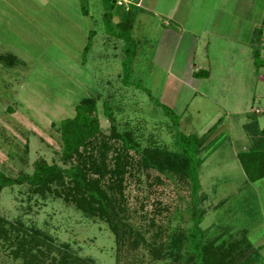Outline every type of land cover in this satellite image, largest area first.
I'll use <instances>...</instances> for the list:
<instances>
[{"label":"rangeland","instance_id":"rangeland-1","mask_svg":"<svg viewBox=\"0 0 264 264\" xmlns=\"http://www.w3.org/2000/svg\"><path fill=\"white\" fill-rule=\"evenodd\" d=\"M9 1L0 8V54L12 52L18 61L7 65L0 60V171L13 178L31 173L38 158L63 165L59 122L73 117L78 101L93 94L100 99L97 117L105 137L91 142L95 158L107 169L114 166L118 142L106 136L122 130L119 122L127 121L144 146L148 138H159L174 148L178 131L201 135L218 121L199 166V226L204 235L225 230L236 239L247 229L248 239L264 257V178L249 182L237 157L264 128V0H157L159 10L175 8L171 17L180 23L164 22L162 29L178 34L174 41L180 42L179 53L193 51L191 62L212 70L208 77L185 76L170 86L165 85L171 77L165 67L150 60L163 45L164 30L155 29V20L142 24L144 31L136 22L126 39H113L102 17L106 0ZM202 7L211 9L203 12ZM111 9L117 19L125 17L123 7L114 3ZM233 21L237 26L231 28ZM125 46L134 52L126 54ZM124 67L129 68L130 84L122 78ZM159 102L170 106L172 114ZM111 113L117 122L113 131ZM70 163L76 159L63 166ZM120 184L112 215L116 230L98 216L83 215L62 197L30 191L26 183L1 189L0 217L11 234L22 232L19 225L34 227L40 248H53L42 264L58 256L56 246L90 257L94 264H182L171 257L154 260L150 252L171 248L179 237L182 242L176 245L185 249V234L193 224L189 180L167 170L133 166ZM252 204L255 216L246 211ZM42 237H50L53 246L41 242ZM128 239L137 247L131 248ZM13 248L0 238V264H25L22 257L14 259Z\"/></svg>","mask_w":264,"mask_h":264},{"label":"trees","instance_id":"trees-1","mask_svg":"<svg viewBox=\"0 0 264 264\" xmlns=\"http://www.w3.org/2000/svg\"><path fill=\"white\" fill-rule=\"evenodd\" d=\"M106 1L108 3L103 12L106 27L114 32L116 37L126 39L125 33L131 30L133 25L134 8L140 4L132 3L128 9L124 8L126 18L117 23L115 26L118 30H114L111 6L116 4V0ZM135 1L138 2V0ZM82 10L86 12L85 9ZM89 44L87 42L84 46L83 54ZM126 48V54L134 52L135 49L125 46ZM254 53V55H258L257 51ZM0 60L7 65H14L18 61V56L9 52L0 55ZM193 74L195 77H203L208 74V71L200 69ZM122 78L125 83L130 84L129 68L127 70L125 67L123 68ZM132 84L136 86L137 83ZM108 99L109 97H107V101ZM98 100L100 99L97 94L81 98L75 106L74 116L63 118L59 122L58 130L62 141L59 160L64 165L76 159V164L70 163L69 166H63L57 161L48 163L43 158H38L33 162L31 173L22 172L13 178L5 176L0 171V191L3 187L15 182L26 183L30 191L43 196L52 194L62 197L65 201L73 203L83 215L98 216L116 230L117 225L114 223L112 215L113 208L116 207L119 200L114 196H116L115 192H118L119 195L120 183L129 167L136 166L139 170L146 168L167 170L190 182L193 224L185 234V249H182V245H176V242H182L179 237L167 250H164L165 248L157 251L152 250L150 252L152 259L160 260L171 257L182 264H264V257L247 237V229H242L241 237L236 239L225 230H221L217 234L204 235V230L199 226L203 214L199 209L201 190L199 166L204 160L203 150L215 139L218 121L201 135L178 131L173 144L174 148H169L166 144L161 143L159 138L156 141L148 138L149 145L144 146L136 137V131L128 127L127 121L118 123L119 127H122L121 131L114 130L113 127L117 122L111 113L109 117L112 124L111 131L114 130V132L107 135L106 139L113 138L118 144L114 148V166L107 169L104 163H100L95 158L96 147L91 142V139L98 135L102 138L105 137L97 117L96 103ZM158 104L172 114L169 106L160 102ZM100 143L106 147L104 142ZM81 148L82 151H80ZM83 156L85 158L81 160ZM237 157L249 182L264 178V128L259 130L254 142L239 152ZM90 172L96 173L97 176L90 175ZM107 173L109 176L106 181L104 177ZM254 205L246 206L249 216H255ZM3 223L4 221L0 217V238L9 242L10 246H14L10 250L14 259L22 257L25 264H42L45 257L49 256V252L53 248H40V236L34 227L26 228L24 225H19L17 227L22 232L15 229L11 234L10 230L8 231L3 226ZM119 238L123 241L122 236ZM43 241L47 242V246H53L50 237H42L41 242ZM126 242L128 245L133 243L131 248L137 247V244L129 239ZM55 250L58 256L50 257V264H94L92 258L73 255L67 251V247L56 246Z\"/></svg>","mask_w":264,"mask_h":264},{"label":"crops","instance_id":"crops-1","mask_svg":"<svg viewBox=\"0 0 264 264\" xmlns=\"http://www.w3.org/2000/svg\"><path fill=\"white\" fill-rule=\"evenodd\" d=\"M156 1L157 0H140V6L134 8L135 12H134V17H133V25L135 26V23L138 22L143 27V31H144L145 27L142 24H147L148 20L151 19V20H155L156 21V24L158 26L156 25L155 29H157V31H158L159 27L161 28V31L164 30V34L162 35V39H161V42H162L163 45H159V47L157 49V52H155V54H153V56L151 58H150V56H151V53H150L149 54V58H150V60L159 63V65H161L162 67H165L166 71H168V74H170L171 77H170V79H168L165 82V85H167V86L174 85L178 81V79H181V80L184 81V77L185 76L187 78H192L194 76L193 72L198 71L200 69L208 71V74L206 76H203L204 78L210 76L211 75V71H212L210 67H209V69L199 68V66H197L195 63L193 64L191 62V59L193 57V55H192L193 51H191L190 54H188V53H179V47H178V49H176L177 48L176 45H178L180 43L179 40L174 41L176 35H178V34L174 33V30H170L169 31V29H162V27H165L167 23L169 25L172 24L171 21H173L174 25L180 23L179 21H175V19L178 18L177 16H175V15L173 16L175 19L173 17H171V15H173V12L175 11V8H172L169 11H165L164 9L159 10L158 9L159 6L155 5ZM93 2H94L93 0H90L91 4H93ZM80 4L84 6L83 1H80ZM0 5H1L0 8H2L4 10L3 7L9 6L10 5V1L9 0H0ZM214 7H215V9H219V10H222L224 12L229 11L231 9V7H229V8H227V7H223L222 8L220 6H214ZM82 9L83 8H81L80 10H81V13L83 15L84 12H83ZM202 9H203V12H206V10L207 9L208 10L211 9V7H207V8L206 7H202ZM124 11H125V17L124 18L118 17L119 19L116 18L117 17L116 14H115L116 12L112 11V23H113V25H116L117 23L122 22V21L125 20V18H126V10L124 9ZM85 14L88 17L89 14L87 13V10H86ZM6 23L8 24L7 20H6ZM231 25H232L231 28L237 26L236 23H234V21H233V24H231ZM180 27H182V26L180 25ZM229 27H230V24H229ZM94 33H95L94 29H91V33H89V34L93 35ZM92 35H88L87 34V38L90 40ZM143 37L146 38V36H143ZM111 38H113V39L114 38L121 39L119 37H116L115 35H112ZM110 41L113 42V40H110ZM165 44H169L170 46H172L171 49H167L166 47H163ZM243 44L248 49V45L245 42ZM186 48H185V50H186ZM150 49H152V48H150ZM185 50H182L181 52H183ZM7 53H9V52H5V53H2L0 55L7 54ZM179 60H182V61L179 62ZM195 66H196L197 69H195ZM175 69L178 72L182 73V75H178L177 76V73H176ZM198 78H200V77H198ZM173 79H176V80H173ZM164 105H166V104H164Z\"/></svg>","mask_w":264,"mask_h":264},{"label":"built area","instance_id":"built-area-1","mask_svg":"<svg viewBox=\"0 0 264 264\" xmlns=\"http://www.w3.org/2000/svg\"><path fill=\"white\" fill-rule=\"evenodd\" d=\"M132 3L140 4L139 0L136 2L135 0H116V4L125 9H128L129 5Z\"/></svg>","mask_w":264,"mask_h":264}]
</instances>
